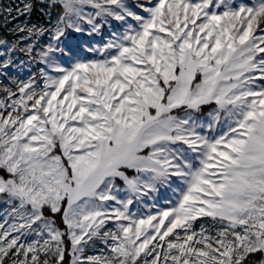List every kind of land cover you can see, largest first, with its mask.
Here are the masks:
<instances>
[{
    "label": "snow or ice",
    "instance_id": "6c2138e0",
    "mask_svg": "<svg viewBox=\"0 0 264 264\" xmlns=\"http://www.w3.org/2000/svg\"><path fill=\"white\" fill-rule=\"evenodd\" d=\"M0 264H264V0H0Z\"/></svg>",
    "mask_w": 264,
    "mask_h": 264
},
{
    "label": "rangeland",
    "instance_id": "374dc122",
    "mask_svg": "<svg viewBox=\"0 0 264 264\" xmlns=\"http://www.w3.org/2000/svg\"><path fill=\"white\" fill-rule=\"evenodd\" d=\"M3 3L5 4V5H12L13 7H15L17 4H19L20 3V0H3ZM40 17H39V15L38 14H34V16H33V19H39ZM23 78H25V76H21V79H23ZM169 198H173L174 199V197H172L171 196V193L169 192V193H161V196H160V203L161 204H163V203H165V201L166 200H168Z\"/></svg>",
    "mask_w": 264,
    "mask_h": 264
}]
</instances>
